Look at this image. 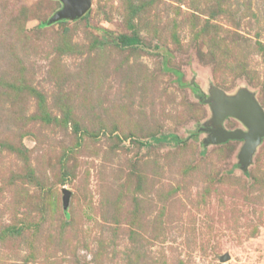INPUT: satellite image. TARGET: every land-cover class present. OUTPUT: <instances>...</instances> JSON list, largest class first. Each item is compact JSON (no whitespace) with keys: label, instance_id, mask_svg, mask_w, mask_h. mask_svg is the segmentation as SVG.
<instances>
[{"label":"rangeland","instance_id":"rangeland-1","mask_svg":"<svg viewBox=\"0 0 264 264\" xmlns=\"http://www.w3.org/2000/svg\"><path fill=\"white\" fill-rule=\"evenodd\" d=\"M62 6L0 0V264H264V138L200 130L214 87L264 109V0Z\"/></svg>","mask_w":264,"mask_h":264},{"label":"water","instance_id":"water-1","mask_svg":"<svg viewBox=\"0 0 264 264\" xmlns=\"http://www.w3.org/2000/svg\"><path fill=\"white\" fill-rule=\"evenodd\" d=\"M63 6L49 20V23L62 19H77L84 16L92 6V0H61ZM213 110V126L201 127L203 132L210 135L205 139L206 144H221L229 140H243L240 152V164L247 170L253 160V155L264 138V109L248 89L241 88L236 94L229 95L220 87H214L208 99ZM228 117H235L247 127L227 129L224 122ZM64 200L68 201L70 191L64 189ZM229 255L221 258L229 260Z\"/></svg>","mask_w":264,"mask_h":264},{"label":"trees","instance_id":"trees-1","mask_svg":"<svg viewBox=\"0 0 264 264\" xmlns=\"http://www.w3.org/2000/svg\"><path fill=\"white\" fill-rule=\"evenodd\" d=\"M128 44H135L137 43V38H129L128 39ZM179 79H181L182 77V73L180 71H176ZM182 85H184L183 82H180ZM191 88L195 91L200 93L201 95H203V92L201 91L200 85L196 82H192L191 84ZM155 140L158 142H163V141H175L177 143L183 142V140L180 138L179 135L177 134H165V135H161L159 137H155Z\"/></svg>","mask_w":264,"mask_h":264}]
</instances>
